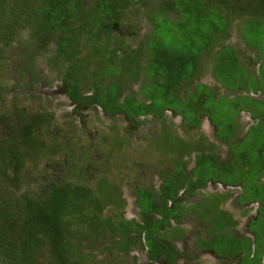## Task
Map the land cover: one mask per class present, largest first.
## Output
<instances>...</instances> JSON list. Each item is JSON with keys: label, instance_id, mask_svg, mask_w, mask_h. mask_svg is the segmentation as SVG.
Masks as SVG:
<instances>
[{"label": "trees", "instance_id": "16d2710c", "mask_svg": "<svg viewBox=\"0 0 264 264\" xmlns=\"http://www.w3.org/2000/svg\"><path fill=\"white\" fill-rule=\"evenodd\" d=\"M153 4L150 6L149 0H0V64L6 47L27 25L30 36L38 40L27 45L33 46L28 49V58L33 59L36 49L48 43L58 45L56 52L62 59L59 66H64L58 72L59 81L77 109L85 106L101 109L108 117L121 113L137 127L147 115L162 117L167 108L180 114L182 123L189 126H198L200 114L206 113L214 127V138L229 145L236 161L231 164L221 161L212 151L216 145L201 133L183 138L160 119L154 135L145 138V147L147 151L159 152L164 161L166 158L174 161L173 169L159 171L161 181L155 188L144 184L134 188L139 221L126 219L125 199L114 179H109L106 168L102 164L97 168L96 157L81 155L77 142L65 141L69 147H59L56 141L54 146L41 137L37 131L51 121L48 110L34 113L17 105L4 111L1 86L0 264H83L95 255L90 246L103 240L105 234L113 239L118 250L126 251L142 240L148 261L160 254L168 260L171 247L167 238L177 236L180 228H167V224L171 218L181 221L184 214L181 209L176 210L178 204L208 222L212 230L235 223L218 207L227 194L202 195L199 203L189 206L175 200L169 206L168 201L178 195L180 188L192 193L205 178L238 184L242 190L238 199L257 200L261 204L253 225L260 230L257 233L260 249L240 264L260 262L264 248V0H155ZM132 5L140 12L146 7L153 28L146 40L127 48L125 42H119L116 25L127 20L124 26L137 31L128 17L130 12L135 16ZM233 25L250 50L225 41ZM96 56L95 63L102 66L99 74L86 61ZM206 58L210 59L211 71L221 85L261 92L256 97L245 92L244 96L238 94V108L256 110L249 111L255 117L252 124L255 133L243 146L250 137L238 139L234 135L238 108L214 110L212 98L222 97L215 95L208 85L195 83L192 91L184 89L193 83ZM92 76L95 78L91 80ZM109 78L113 79L104 83ZM136 82L138 87L133 89ZM162 97L166 101L158 103ZM115 143L121 148L128 141L123 135L119 139L115 135ZM84 150L88 149L84 146ZM193 152L196 156L191 171L196 180L186 181L188 161L184 157ZM62 153L70 168L76 166V175L49 176L31 188L32 180L28 177L39 176L25 175L26 162L31 161L37 167L45 162L46 155L55 159ZM85 157L88 160L81 161ZM94 169L93 177L87 178ZM247 183L253 186L249 194L243 188ZM107 205L111 208L105 213ZM235 240L224 234L211 240L210 246L216 249L221 241L226 251L236 252L239 239Z\"/></svg>", "mask_w": 264, "mask_h": 264}, {"label": "rangeland", "instance_id": "374dc122", "mask_svg": "<svg viewBox=\"0 0 264 264\" xmlns=\"http://www.w3.org/2000/svg\"><path fill=\"white\" fill-rule=\"evenodd\" d=\"M154 2L155 0H149L150 6H153ZM132 7L136 10L135 16H132L130 12L128 17L132 18L130 21L133 26L136 25L137 31L135 32L130 26H124L127 20L121 21L116 25V29L119 31L121 30V32L116 30L117 34H120H118L119 37H121L118 38L120 39L119 42H125L126 44L124 45L127 46V48L136 47L139 43L146 40V37L151 36L150 33L153 28L150 12L146 7H142L141 12L139 9L137 11V7L134 8V5H132ZM130 8L131 7H127L128 10ZM170 17H172V15ZM18 35L19 36L6 47L2 59L3 62L0 64V87L2 86L4 91V99L1 108H3L4 111L13 110L15 106L18 105L34 113L43 109L48 110L51 114V121L42 125L45 128H42L41 131L38 130L37 133L47 142H52L54 146L57 143L59 147L63 146L68 148L69 146L65 144V141L77 142L76 148L81 155L83 154L88 157L94 155L99 163L97 168H99L100 164L106 168V174L109 176V179H114V182L120 190L121 197L125 199L123 216L126 219L139 221V209L133 203V191L135 186L140 184L148 185L149 178L153 185H157L160 181L158 172L162 169L167 168L170 170L172 168L174 161H171L169 158H166L164 161L165 157L163 158V155L159 152L153 150L147 151L148 149L145 147L147 145L145 138L154 134V130L160 126V119H163L165 124H168L167 126L169 128L176 130L177 134L181 135L183 138H194V136L201 133L210 143L216 145L212 151L215 155H218L221 161H226V163L230 162V164L236 161L235 154L230 149L229 145L214 138V127L210 124L206 113L200 114L198 126L183 124L182 118L178 114L166 113L162 117L148 115L143 122L138 124V129L134 130V127L130 126L131 123L129 119L121 113L113 117H108L101 109L94 110L93 108L90 109L89 106L77 109L76 105L74 106L71 104V100L68 98L65 91H63V86L59 81L58 72H60L61 69L63 70L64 66H59L62 64V59L59 57L58 52H56L58 45L56 46L55 43H48L45 47H39V49H36V56L34 55V58L30 59L28 58L30 52L28 49L33 46L27 47V45L37 43L38 40L30 36L29 27L27 25L21 28ZM141 39L142 42H140ZM225 41L234 44L239 49L246 48L250 50L238 33L236 25L232 26L231 35ZM97 58V56L90 57L86 61L87 65L91 69L94 66V72L99 74L102 66L95 63ZM53 59H55V61H53ZM142 59H144V57ZM202 62L203 68H201L200 72L197 73L198 75L192 79L193 83L189 86L185 85L184 89L192 91L195 83L208 85V87L215 91V95L219 96L221 94L222 97L221 99L218 98V100H216L217 98H212L215 101L212 104L213 107H216L214 110H237L238 103H236V101L239 100L238 94L244 96L245 90H243V87L239 86L237 90H234L221 85L211 71L210 59H203ZM142 63H145L144 60H142ZM94 76L99 78L98 75ZM94 76H92L91 80L95 78ZM89 77H91V75H89ZM144 77L145 75L142 76V78ZM111 79L113 78L103 81L105 83V81ZM138 82L133 84V89H137ZM142 83L143 82H141V84ZM208 87H206V90ZM260 93V91L254 93L250 90L245 92V94L250 97H256ZM163 99L167 98L162 97L158 103L166 101ZM257 105L258 104H255V106ZM238 110L239 113L236 117L237 127L234 129V135H236L238 139L250 137L249 140L242 143L243 146L248 141L252 140V134L255 133V127L252 125L254 123L253 118L255 117L253 115L251 116L249 111L256 110H249L242 106L238 108ZM10 112L11 111H9V114ZM112 124L117 126L115 127L116 129L114 128L118 131L117 134L123 136L127 135L126 140L128 143L121 148H117L115 139L113 140L111 136L113 130L110 131V125ZM248 132L250 134L249 136L246 135ZM59 141L62 142L63 145H60L58 143ZM84 146L88 150H84ZM62 152L65 154V150ZM63 153L55 159L51 154L48 156L46 155L43 158L45 162L42 164L39 163L37 167L31 164V161L26 162V167L23 169L25 175L39 176V178L28 177V179L32 180L30 182L31 188H36L38 180L39 182H44L49 176L57 178L65 175H76V166L70 168V164L66 161ZM76 154L75 152L74 156ZM88 157H85L84 160L81 161L88 160ZM191 157L194 158V155ZM69 162L74 163L70 159ZM192 165L193 161L188 163L187 167L191 168ZM234 168L237 167L235 166ZM95 170L96 169L91 170V172L89 171L88 174L86 173L87 178L93 177ZM239 174H241V172H239ZM44 175H46V177H43ZM89 182L91 183L92 180ZM215 186V184H210L208 188L214 189ZM230 188L234 197L224 201L223 206L232 210L235 216L238 217V223L233 228V231L236 234L252 237L253 235H250L248 223L250 218H255L257 204L253 203L251 204L252 206L237 204L235 196H238L242 190L238 184H234ZM243 188L248 194L253 191V186H249V183ZM216 189H218L217 186ZM194 197L195 195H182L178 193L173 200L168 201V204L169 206L174 205L173 202L175 200H178L177 202L180 203H190L195 200ZM106 207L105 213L111 206L107 205ZM245 207L246 210L244 209ZM170 220L172 224H176L173 219ZM178 224L181 225V228L185 229L182 235L171 240L167 238L173 245L172 260L175 264L184 262H196L197 264H234L231 260L227 261L225 259L226 257H217L210 250L197 248V243L194 239L196 236L206 237V232L202 230L201 224L198 223L193 216L185 214L182 218V222L180 223L179 221ZM231 230L232 228H226L223 230V233H228ZM103 238V240L100 239V241L95 242V245L92 244L90 246L91 253L95 255L94 257H90L87 262H83V264L149 263L143 250L142 240L135 245H130V248L128 247L126 251H122L113 246V239L109 235L105 234ZM105 245L107 246L106 248H104ZM152 264H165V262L162 257L157 256Z\"/></svg>", "mask_w": 264, "mask_h": 264}, {"label": "flooded vegetation", "instance_id": "af4514ba", "mask_svg": "<svg viewBox=\"0 0 264 264\" xmlns=\"http://www.w3.org/2000/svg\"><path fill=\"white\" fill-rule=\"evenodd\" d=\"M166 113H171V114H178V113H173L170 109H165V111L163 112V115L162 116H164ZM178 115H180V114H178ZM148 116V115H147ZM153 116V115H152ZM154 116H156V115H154ZM156 117H158V116H156ZM160 122V121H159ZM168 125V124H167ZM130 126H132V127H134V130H137L138 129V127L137 126H133V125H131L130 124ZM115 127H117V126H111V128H110V131H112V130H114V133L113 134H115V135H117V139H119L120 137H121V134H117L116 133V131L117 130H115L116 128ZM115 128V129H114ZM174 130V129H173ZM175 132H176V130H175ZM177 133V132H176ZM113 134H111V136L113 137V140L115 139V135H113ZM154 135V134H153ZM152 135V136H153ZM151 136V135H150ZM151 136V137H152ZM124 137L125 138H127V135H124ZM192 155H194V158H192L191 156ZM195 156H196V154H195V152H193L191 155H190V157H184V159L185 160H187L188 162L186 163V166H185V169H186V171H187V174H189L188 176H187V179H186V181H188V179L189 180H193V181H195L196 179V177L194 176V174H193V171H191V169H193V167H194V165H195ZM190 159V160H189ZM193 161V165H192V167L191 168H188L187 167V164L188 163H191ZM174 163L175 162H173V165H174ZM173 165H172V168L170 169V171L173 169ZM167 169V168H166ZM169 170V169H168ZM161 171V170H160ZM158 176L160 177V173L158 172ZM160 181H161V177H160V179H159ZM149 183H148V187L149 188H151V187H153L154 186V188L158 185H153L152 184V182H151V179L149 178ZM159 181V182H160ZM158 182V183H159ZM201 183H202V185L201 186H198L192 193H185L184 192V188H183V190L180 188L179 190H178V193H183V195H186V194H191V195H195V197H194V199L195 200H193L192 202H190V203H186V205H195V204H197V203H199V200H200V198H201V196L203 195V196H210V195H214V196H216L217 194H219V195H222V194H227V196L224 198V199H222V201L218 204L219 206V209H221L222 211L224 210V211H226L229 215H230V217L235 221V223H234V225H228V226H225L223 229H221V230H212L211 229V227H210V225H209V223L208 222H206L205 220H201V219H198L194 214H193V212L192 211H186L185 209L186 208H180V205L178 204V208H176V210H182L183 212H184V214H183V216L185 215V214H189V215H191V216H193L194 217V219L196 220V221H198V223H200L201 224V227H202V230H205V232H206V237H199V236H196V238L194 239L195 241H196V243H197V248H199V249H206V250H210V251H212L217 257H220V258H222V257H226L225 259L228 261V260H231V261H233L234 262V264H240V261L242 260V259H249V258H251V257H253L254 256V253L256 252V251H258V249H260L259 248V242H258V240H257V237L259 236H257V233L259 234V232H260V230H258L257 228H254L253 227V225H254V223H255V221L257 220V218H258V215H259V210H260V207H261V204L257 201V200H252V201H241L240 199H238V196L240 195H236L235 196V200H236V203L237 204H247V206H249V205H251V204H253V203H256L257 204V207H256V214H255V218H250L249 219V223H248V228H249V231H250V235H253L252 237H247V236H245V235H242V234H236L234 231H233V228L237 225V223H238V217L237 216H235V214H234V212L232 211V210H230V209H228V208H226V207H224L223 206V202L224 201H226V200H230L232 197H234L233 196V194H232V192H231V186H233L234 184H228V183H225V182H221V181H219L218 179H212V178H205V179H202L201 180ZM184 184H186V182L184 183ZM210 184H215L216 186H217V188L218 189H216V186H215V188L214 189H209L208 188V186L210 185ZM153 185V186H152ZM136 187V186H135ZM183 187H185V185L183 186ZM136 189V188H135ZM133 195H134V192H133ZM133 203L136 205V197H135V195H134V200H133ZM137 206V205H136ZM252 206V205H251ZM139 209V208H138ZM245 210H246V207L244 208ZM248 210H249V208H248ZM244 211V210H243ZM138 215H139V212H138ZM139 217H140V215H139ZM172 219V218H171ZM175 222H176V224H172V222H171V220L169 219V223L167 224V228H173V227H178V228H180V230H179V233L177 234V236H175L174 238H171V239H175V238H177L178 236H181L182 235V233H183V231L185 230L184 228H181L180 226V224H178L179 223V221H176L175 219H173ZM182 222V220L180 221V223ZM226 228H232V230L231 231H229L228 233H223V230H225ZM224 234H228V235H232L233 237H235V241L236 242H238L237 240L239 239V242H238V246H239V250L238 251H232L231 249H229L230 251H226L227 250V248H225V246L223 245V243H221V241H219L218 242V245H217V247H216V249L215 248H212V246H210V241L211 240H214V238H216V236H224ZM170 239V240H171ZM236 244V243H235ZM170 246H168V247H171V253L168 255V260H167V257L165 256V255H163V254H160V255H157V256H160V257H162L163 258V261L165 262V264H175L174 262H173V258H172V244L170 243L169 244ZM156 256V257H157ZM156 257L154 258V259H152V260H150L149 261V264H152V262L156 259ZM263 260H264V248H263V250H262V252H261V259H260V262L258 263V264H261V262H263ZM181 264H197L196 262H184V263H181ZM230 264V263H229ZM252 264H256V263H252Z\"/></svg>", "mask_w": 264, "mask_h": 264}]
</instances>
